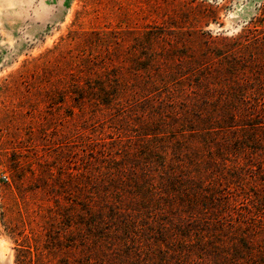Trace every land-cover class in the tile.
Wrapping results in <instances>:
<instances>
[{
    "label": "trees",
    "instance_id": "trees-1",
    "mask_svg": "<svg viewBox=\"0 0 264 264\" xmlns=\"http://www.w3.org/2000/svg\"><path fill=\"white\" fill-rule=\"evenodd\" d=\"M172 34L113 42L73 31L61 44L80 71L96 74L78 85L81 97L137 111L131 130L140 139L104 168L81 172L84 189H48L55 203L38 217L52 245L26 236L17 264H106L105 250L134 247L158 249L177 264H242L231 253L264 238V59L247 53L248 36L225 52L215 43L226 39L202 29ZM28 230L37 234L32 223Z\"/></svg>",
    "mask_w": 264,
    "mask_h": 264
},
{
    "label": "rangeland",
    "instance_id": "rangeland-1",
    "mask_svg": "<svg viewBox=\"0 0 264 264\" xmlns=\"http://www.w3.org/2000/svg\"><path fill=\"white\" fill-rule=\"evenodd\" d=\"M198 29L225 38L215 43L225 52L237 47L236 38L248 36L247 53L264 59V0H0V264H17L26 236L32 244L52 245L38 217L41 206L55 203L48 189H84L81 172L104 168L111 155L140 139L131 130L138 128L137 111L81 97L78 85L96 74L80 71L78 58L60 47L68 35L96 31L116 42L147 31ZM31 223L37 234H29ZM23 224L28 234H14ZM254 243L230 257L264 264V238ZM123 250H105L109 254H100L99 261L139 264L149 257L148 264H177L158 249Z\"/></svg>",
    "mask_w": 264,
    "mask_h": 264
}]
</instances>
